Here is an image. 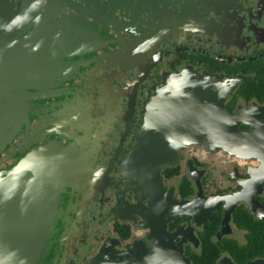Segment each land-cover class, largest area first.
<instances>
[{"label": "flooded vegetation", "instance_id": "af4514ba", "mask_svg": "<svg viewBox=\"0 0 264 264\" xmlns=\"http://www.w3.org/2000/svg\"><path fill=\"white\" fill-rule=\"evenodd\" d=\"M0 113V169L48 146L46 264L262 258L264 0H0Z\"/></svg>", "mask_w": 264, "mask_h": 264}, {"label": "water", "instance_id": "95a60500", "mask_svg": "<svg viewBox=\"0 0 264 264\" xmlns=\"http://www.w3.org/2000/svg\"><path fill=\"white\" fill-rule=\"evenodd\" d=\"M32 114L0 113V154ZM58 200L48 188V146H35L16 164L0 169V264H46L51 246L58 239L64 244L69 233L64 229L56 236ZM251 211L260 216L259 210ZM243 264H264V259Z\"/></svg>", "mask_w": 264, "mask_h": 264}, {"label": "trees", "instance_id": "16d2710c", "mask_svg": "<svg viewBox=\"0 0 264 264\" xmlns=\"http://www.w3.org/2000/svg\"><path fill=\"white\" fill-rule=\"evenodd\" d=\"M252 221V218H247L244 220V225L249 226L252 224ZM260 226H262L259 228L260 236L256 237L255 240L253 237L250 238L248 245L240 250L241 256L237 257L240 263L256 257L264 258V222L261 221ZM250 227L252 228V226Z\"/></svg>", "mask_w": 264, "mask_h": 264}, {"label": "rangeland", "instance_id": "374dc122", "mask_svg": "<svg viewBox=\"0 0 264 264\" xmlns=\"http://www.w3.org/2000/svg\"><path fill=\"white\" fill-rule=\"evenodd\" d=\"M258 124L261 126L262 132L264 134V117H263V120H260Z\"/></svg>", "mask_w": 264, "mask_h": 264}]
</instances>
